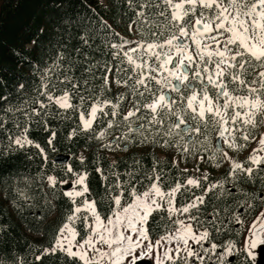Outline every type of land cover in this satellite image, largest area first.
I'll return each instance as SVG.
<instances>
[{"label":"snow or ice","instance_id":"obj_1","mask_svg":"<svg viewBox=\"0 0 264 264\" xmlns=\"http://www.w3.org/2000/svg\"><path fill=\"white\" fill-rule=\"evenodd\" d=\"M96 2L103 8H125L121 21L130 35L116 31L87 5L94 12V32L113 38L106 45L112 62L98 66L101 86L93 95L83 94L70 70H62L66 49L37 69V86L19 106L4 108L9 101L0 91V141H7L0 156L35 149L42 173L38 190L43 192L46 185L56 193L59 187L70 205L59 211L45 193L49 211L59 212L51 216V240L32 249L31 260H5L0 253V264H235L231 257L258 264L264 211L246 227L240 209H251L257 198L264 200V192L245 193L246 199L231 212L232 201L223 209L215 208L214 201L229 185L259 182L264 187V0ZM79 38L90 44L87 33ZM113 87L128 91L108 98L104 93ZM57 120L72 122L64 137L68 143L84 137L114 155L128 151L129 144L174 151L164 154L168 165L152 158L145 167L135 160L124 172L115 160L105 169L93 158L103 189L93 195L88 156H77L81 168L69 164L61 176L46 172L48 154L56 151ZM34 129L47 134L44 145L31 138ZM113 130L120 134L105 143ZM245 150L247 156L240 159ZM189 160L192 168L187 167ZM203 165L223 168V179L210 176ZM171 169H178L183 179L170 181ZM31 183L29 178L26 187ZM14 192L18 211L32 205L34 196L28 191L17 187ZM222 213H230L227 224L239 226L235 235L242 237L243 249L236 239L216 242L230 231L222 227ZM37 219L44 217L37 214ZM0 234L6 235L2 223ZM46 237L41 233L37 239Z\"/></svg>","mask_w":264,"mask_h":264},{"label":"trees","instance_id":"obj_2","mask_svg":"<svg viewBox=\"0 0 264 264\" xmlns=\"http://www.w3.org/2000/svg\"><path fill=\"white\" fill-rule=\"evenodd\" d=\"M104 2L105 0H100L101 4ZM115 3L119 5L120 0H115ZM87 5H91L95 14L108 20L116 31L121 32L122 35H130L126 31V24L121 21L122 16L127 12L123 7H99L96 0H0V91L9 101L4 105V108L19 106L37 86V69L50 65L55 54L65 51V49L68 60L62 70H70L73 78L80 82L81 92L86 96L93 95L99 89L101 73L98 71V66L112 62L111 50L106 45L113 38L106 37L99 30L94 32L96 29L94 12L90 11ZM128 14L130 15V13ZM85 33L91 36L89 45L83 44L79 38ZM77 48L80 49L79 52L75 51ZM90 67L93 69L92 72L87 71ZM84 81L88 82L87 85L84 84ZM20 84L25 86L24 89L19 88ZM127 91L124 88L113 87L104 95L113 98L120 93L126 94ZM8 119L13 118L9 116ZM53 123L58 132V141L56 151L48 154L49 159L45 165L46 172L61 176L69 164L73 168L79 169L81 165L76 157L84 153L89 157L86 164L91 173L89 186L93 195L102 193L100 177L95 173V164L91 161L93 158H99L101 165L107 169L108 165L114 161L109 156V150H101L96 141L88 140L86 142L84 137L68 143L64 137L67 130L73 126L72 122L57 120ZM111 134L119 135L120 132L113 130ZM46 137V133L36 129L31 135V138L42 145H44ZM107 140L104 142L107 143ZM6 143V140L0 141V148H3ZM85 143L89 147L85 148ZM128 149V151H122L123 153L115 159L116 168L121 172L132 167L135 160H140L145 167L151 166L152 158L159 160L162 166L169 164V160L165 156H161L155 146H152L151 151H148L147 145L129 144ZM35 152V149L13 150L0 156V223L6 229V235L0 234V253L3 254L5 260L17 256L31 260V250L46 246L51 240L55 230L51 216L58 215L59 212L51 213L49 211V206L43 199L45 193L57 204L59 211L70 208L66 199L59 195L62 191L59 187L56 193H53L46 185L43 192L38 190L39 176L42 175L39 171L41 160L38 155H34ZM58 154L69 155V163H57L55 157ZM223 172L210 176L223 179ZM168 176L170 181H174L178 177L183 179L178 169H171ZM29 178L32 181L31 187H26ZM17 187L25 189L34 196L32 205L25 206L19 211L17 209L20 202L14 192ZM253 191L260 194L264 192V187L259 182L255 185H236L235 188L229 185L224 196L220 200L214 201V207L223 209L228 201H232L230 212L234 211L238 207V201L246 199L245 193L251 196ZM262 201L257 198L253 201L254 207L251 209L246 211L240 209L241 212H244V220L253 218L257 214ZM211 210L210 207L208 211ZM104 211L107 212V206ZM37 214L42 215L44 220L37 219ZM203 214L207 216L208 212ZM230 218V213L226 217L222 213L221 219L225 221L222 227H228L230 231L222 232L220 236H217V243L228 239H236L240 242L241 236L235 235L239 226L234 223L227 224ZM157 223L162 224L163 222L158 220ZM41 233L47 234L43 241L37 239ZM232 261L235 264H241V259L237 257H234Z\"/></svg>","mask_w":264,"mask_h":264},{"label":"rangeland","instance_id":"obj_3","mask_svg":"<svg viewBox=\"0 0 264 264\" xmlns=\"http://www.w3.org/2000/svg\"><path fill=\"white\" fill-rule=\"evenodd\" d=\"M111 137H112V134H111L110 136H108L107 139H111ZM215 143H216V141H215V139H213V144H215ZM157 150H158V149H157ZM173 151H174V149H163V150H158L159 154H160L161 156H163V157L165 156V155H164L165 153H170V152H173ZM108 153H109V156H110L113 160H115V159H116L118 156H120L123 152H122V151H117V152L115 153V155H114L111 151H108ZM81 154L84 155V153H81ZM81 154H80V155H81ZM247 154H248V151L245 150L243 153H241V154L239 155V158H240V159H243L244 157L247 156ZM193 163H194L193 161L189 160V161L187 162V167L192 168ZM183 166H184V165H181V167H183ZM202 167L204 168V170H205L206 172H209L210 175H216V174H219V173H221V172L224 171L223 168H221V169H212L211 165H203ZM65 187H67V186H65ZM262 211H264V200L262 201V205H261V207L259 208L257 214H258L259 212H262ZM257 214H256V215H257ZM256 215H255V216H256ZM255 216H254L253 218H250V219L245 220V226H246V227H247V225H248L249 223H251V221L255 218ZM239 246H240L241 249H243V239H242V237H241V240H240V244H239ZM257 251H259V249H258Z\"/></svg>","mask_w":264,"mask_h":264},{"label":"water","instance_id":"obj_4","mask_svg":"<svg viewBox=\"0 0 264 264\" xmlns=\"http://www.w3.org/2000/svg\"><path fill=\"white\" fill-rule=\"evenodd\" d=\"M69 159L70 156L66 154H58L55 157L57 163H68ZM259 251H261V258H258V264H264V249H259Z\"/></svg>","mask_w":264,"mask_h":264}]
</instances>
